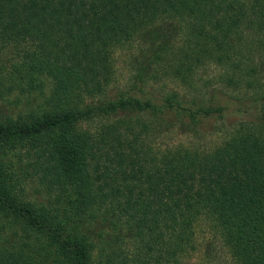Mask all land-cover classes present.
Segmentation results:
<instances>
[{"label": "trees", "instance_id": "16d2710c", "mask_svg": "<svg viewBox=\"0 0 264 264\" xmlns=\"http://www.w3.org/2000/svg\"><path fill=\"white\" fill-rule=\"evenodd\" d=\"M46 84V110L0 120V264H177L200 221L264 264V0H0V100ZM228 116L211 150L157 143ZM14 165L69 194L25 202Z\"/></svg>", "mask_w": 264, "mask_h": 264}, {"label": "rangeland", "instance_id": "374dc122", "mask_svg": "<svg viewBox=\"0 0 264 264\" xmlns=\"http://www.w3.org/2000/svg\"><path fill=\"white\" fill-rule=\"evenodd\" d=\"M136 53V49L130 52H119L116 55L115 63V75L114 84L111 89V93H115L116 90L122 88L127 83V80L131 74L132 63L131 55ZM207 75L202 77V82L206 81L209 84L214 85V74L216 71L213 68L206 70ZM201 82V83H202ZM49 85H45L41 92H32L30 94L13 93L12 95L0 100V120L5 118L14 119L17 115H22L28 111H35L38 108L46 110L45 102L49 98ZM148 91L154 95L164 94L170 91H177L179 94L184 93L185 90L178 84L172 81L160 79L155 84H150ZM237 117L228 116L222 121L215 119L202 120L194 129H188L180 122H173L168 133L162 137L160 141L162 144L170 146H182L184 148L191 149H203L211 150L214 146L218 145L228 133L230 127L235 125ZM10 156V155H8ZM16 163L15 157L12 162ZM18 167L14 165L12 169L18 177V181H13L16 188L15 190H21L20 198L25 202H28L36 207L47 206L50 200L55 196L65 197L69 194V189L64 193L59 191L54 186L48 184L47 181L40 180L35 174L26 179L20 175L17 170ZM61 209L60 207H58ZM1 224V223H0ZM87 225V224H86ZM85 225V226H86ZM84 226V227H85ZM90 229L95 233L100 229V226H96L94 223L90 226ZM5 231L1 229L0 225V238L4 239L7 235ZM177 264H236L230 257L227 250L221 245L219 236L214 227L205 221H200L196 226L193 234L192 249L178 259Z\"/></svg>", "mask_w": 264, "mask_h": 264}]
</instances>
